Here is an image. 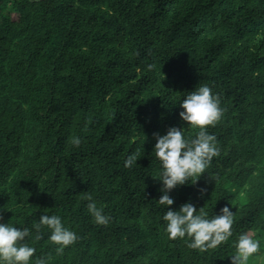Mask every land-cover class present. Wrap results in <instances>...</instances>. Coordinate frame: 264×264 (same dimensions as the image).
Returning a JSON list of instances; mask_svg holds the SVG:
<instances>
[{
    "label": "trees",
    "instance_id": "1",
    "mask_svg": "<svg viewBox=\"0 0 264 264\" xmlns=\"http://www.w3.org/2000/svg\"><path fill=\"white\" fill-rule=\"evenodd\" d=\"M201 85L223 110L206 129L219 155L166 207L153 134L195 138L179 105ZM185 203L229 207L232 236L204 253L168 239ZM42 215L77 235L62 255L47 228L34 240ZM0 223L29 229L30 264H231L243 234L264 264V0H0Z\"/></svg>",
    "mask_w": 264,
    "mask_h": 264
},
{
    "label": "clouds",
    "instance_id": "2",
    "mask_svg": "<svg viewBox=\"0 0 264 264\" xmlns=\"http://www.w3.org/2000/svg\"><path fill=\"white\" fill-rule=\"evenodd\" d=\"M154 68V64L148 65L149 71ZM219 105V97L213 95L209 86L201 85L188 93L179 105L183 109L179 113L180 119L190 129L198 130L195 138L185 139L184 130L176 127L168 129L167 134L163 136L158 133L153 134L156 140L153 151L161 165L159 181L163 185L160 189L163 194L158 201L160 205L166 207L173 205L174 201L168 193L177 186L188 183L190 178H194L191 184H195L210 165L212 158L219 155L216 137L206 131L208 127H214L222 118L223 110ZM70 142L78 147L81 139L74 136ZM139 157V152L129 155L124 167L131 168ZM203 193L204 190H201V195ZM84 198L90 201L87 210L94 218V222L97 225L107 226L111 218L103 214L102 208L97 207L91 194H87ZM233 217L234 214L226 206L221 209L219 215L208 219L203 208L197 211L194 205L185 203L179 211H166L163 220L167 222L165 231L168 239L177 240L187 237L191 241L187 245L190 249L204 253L228 241L233 234ZM34 228L37 233L34 237L35 241L43 238L41 232L43 228L50 230L49 241L58 246L55 249L57 255H62L65 248L78 240L77 235L64 227L60 217L56 215L40 216ZM29 236L28 228L20 230L8 223H0V264H30L36 250L25 242ZM235 248L236 252L231 257V264H248L250 258L260 251V241L254 239L251 234H243L239 236ZM35 264H47V259L37 258Z\"/></svg>",
    "mask_w": 264,
    "mask_h": 264
}]
</instances>
